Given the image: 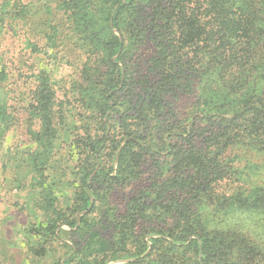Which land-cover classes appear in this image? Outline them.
<instances>
[{"label":"trees","instance_id":"obj_1","mask_svg":"<svg viewBox=\"0 0 264 264\" xmlns=\"http://www.w3.org/2000/svg\"><path fill=\"white\" fill-rule=\"evenodd\" d=\"M5 3L10 0H0V23ZM139 4L111 0L104 39L83 23L89 44L80 51L87 58L72 97L93 103L85 109L95 135L85 130L73 139L80 165L70 172V206H40L35 228L42 244L46 250L64 242L62 264H264L259 231L229 219L210 228L199 213L210 207L227 218L264 215V185H252L257 169L243 166L237 152L264 154V0ZM5 78L1 65L0 84ZM46 79L28 108L39 126L31 134L36 151L57 138L62 106ZM8 117L0 99V138ZM162 151L178 161L161 181L151 179L156 174L146 180L148 162ZM32 159L35 166L43 162L40 155ZM114 191H126L122 209L109 205Z\"/></svg>","mask_w":264,"mask_h":264},{"label":"rangeland","instance_id":"obj_2","mask_svg":"<svg viewBox=\"0 0 264 264\" xmlns=\"http://www.w3.org/2000/svg\"><path fill=\"white\" fill-rule=\"evenodd\" d=\"M67 1L10 0L5 3L3 15H6L0 23V68L1 65L5 68L6 78L0 84V99L7 106L11 123L0 138V264H57L58 261L62 264L68 251L64 242L55 241L45 250L35 224L42 215L40 206L48 201L62 210L70 206L73 179L70 172L80 165L73 139L83 136L85 130L95 135V124L89 119L90 111L85 109L93 103L85 105L73 99V93L77 92L72 91V82L80 77L79 71L87 58L80 51L89 44V39L84 41L83 38V23L90 22L97 32L101 30L99 36L104 39V34H108L104 28L111 0ZM160 1L134 0V5L140 3L138 6L148 8ZM130 19L131 14L126 13V24ZM93 61L99 64L100 60ZM46 76L62 106L60 104L55 115L57 138L51 146L36 151L37 144L31 134L37 132L39 126L28 108L33 103L36 85L39 80H47ZM171 102L174 108L179 107L178 102ZM193 102L191 99L182 104V116H188ZM119 108L122 111L123 105ZM85 124L89 126L86 128ZM46 151L50 154L48 157ZM245 151L237 150L241 164L245 166L249 162L257 169L250 177L252 185H264V154ZM161 154L154 162L146 159L144 167L147 162L151 164L146 180L149 175L156 174L151 179L161 181L178 161L175 156L168 158L163 151ZM35 155H40L43 162L47 159L46 163H39V171L40 167L33 165ZM125 193L111 192L109 205L122 209ZM199 213L207 227H225V221L229 219L239 227L259 231L258 238L264 239V215L235 213L227 218L225 212L217 213L210 207ZM93 217L101 218L97 211ZM65 243L74 247L68 240Z\"/></svg>","mask_w":264,"mask_h":264}]
</instances>
